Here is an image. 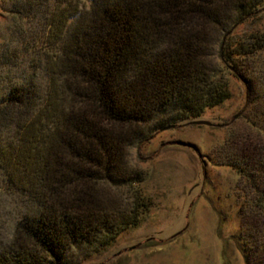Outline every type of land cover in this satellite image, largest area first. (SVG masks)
<instances>
[{"label": "trees", "instance_id": "obj_1", "mask_svg": "<svg viewBox=\"0 0 264 264\" xmlns=\"http://www.w3.org/2000/svg\"><path fill=\"white\" fill-rule=\"evenodd\" d=\"M53 2L45 98L31 78L10 82L0 101V117H10L5 104L18 117L12 139L0 133L2 187L29 207L12 242L0 243V264H50L68 240L104 247L138 225L142 197L110 223L99 189L142 184L128 173L130 148L230 99L231 81L264 48L258 32L231 45L264 0Z\"/></svg>", "mask_w": 264, "mask_h": 264}, {"label": "rangeland", "instance_id": "obj_2", "mask_svg": "<svg viewBox=\"0 0 264 264\" xmlns=\"http://www.w3.org/2000/svg\"><path fill=\"white\" fill-rule=\"evenodd\" d=\"M53 6V0L33 7L0 0V101L10 82L31 78L38 101L45 98L47 55L54 51L45 41V22ZM257 12L236 27L231 45L264 34V2ZM246 60L243 79L231 81L230 99L198 118L208 125L182 123L130 148L128 173H139L142 184L99 189L110 223L130 216L142 197L147 208L138 225L104 247L68 240L50 264H264L258 202L264 196V48ZM3 107L10 117H0V133L12 139L17 107ZM3 178L0 171V243L6 247L29 207L19 192L4 190Z\"/></svg>", "mask_w": 264, "mask_h": 264}, {"label": "water", "instance_id": "obj_3", "mask_svg": "<svg viewBox=\"0 0 264 264\" xmlns=\"http://www.w3.org/2000/svg\"><path fill=\"white\" fill-rule=\"evenodd\" d=\"M192 124H193V125H208L207 122L202 121V120H196V121H193ZM170 128H172V127L164 128V130H167V129H170Z\"/></svg>", "mask_w": 264, "mask_h": 264}]
</instances>
